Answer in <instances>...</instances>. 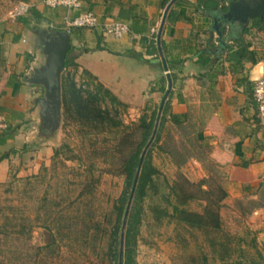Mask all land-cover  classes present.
<instances>
[{"label":"crops","instance_id":"crops-1","mask_svg":"<svg viewBox=\"0 0 264 264\" xmlns=\"http://www.w3.org/2000/svg\"><path fill=\"white\" fill-rule=\"evenodd\" d=\"M169 1L80 0L81 10H91L100 20L125 22L128 31L115 38L103 34L99 27H71L64 68L87 71L131 109L146 104L150 109L156 105L158 110L169 80L160 132L166 126L177 132L190 128L195 149L188 164L199 178L220 176L226 191L223 205L231 208L236 198L255 202L257 212L262 214L261 235L264 130L250 94L253 80L264 70V34L249 28L243 41L248 43L250 58L239 63L228 61L224 47L243 26L222 22L217 33L212 23L221 10L201 9L196 0H174L158 35ZM12 2H24L28 9L15 17H10L7 10L0 18V116L7 124L0 130V182L7 177L10 165L22 159L24 143L29 139L43 143L52 138V121L40 102L45 87L33 76L35 70L46 65L45 41L57 39V34L65 31L62 16L78 13V9L48 7L42 0ZM207 42H213L218 50L209 51ZM66 60L76 66L66 65ZM22 170L20 167L18 173Z\"/></svg>","mask_w":264,"mask_h":264},{"label":"rangeland","instance_id":"rangeland-1","mask_svg":"<svg viewBox=\"0 0 264 264\" xmlns=\"http://www.w3.org/2000/svg\"><path fill=\"white\" fill-rule=\"evenodd\" d=\"M14 6L12 0H0V18ZM61 76L69 77L83 95L96 91L97 81L73 66L64 68ZM117 101L107 97L96 101L108 110L110 120L102 121L103 125L95 123L100 119L80 118L72 110L64 114L60 105L58 121L50 124L52 138L24 143L22 159L10 165L0 182V227L5 228L0 232V264H117L112 209L126 181L122 157L113 146L123 133L132 132L131 144L124 146L128 152L140 139V131L134 128L140 116H149L153 110L157 116L156 105L150 109V105L136 104L138 109H131L128 103ZM157 134L148 145L157 173L154 187L141 202L135 264H264V229L258 234L262 214L248 199H234L231 208L222 199L217 233L183 226L170 217H154L152 205L164 206L166 198L173 200L171 185L189 192L194 190L190 184L200 179L188 164L195 149L190 128L177 132L166 126ZM20 167L23 170L18 173ZM201 178H205L203 188L216 193L220 176ZM260 198L264 203V191ZM204 203L191 199L185 205L201 212ZM12 224L19 233L10 229ZM210 237L215 239L214 246Z\"/></svg>","mask_w":264,"mask_h":264},{"label":"trees","instance_id":"trees-1","mask_svg":"<svg viewBox=\"0 0 264 264\" xmlns=\"http://www.w3.org/2000/svg\"><path fill=\"white\" fill-rule=\"evenodd\" d=\"M225 1L227 0H196V6L205 10L219 9L221 11H225ZM252 27L262 31L264 34V13L261 16L251 18L249 20V25L246 24L242 27L238 36L232 40V43L225 45L224 48L227 52L226 59L228 61H234L235 63H239L244 58H250L248 43H244L243 34L248 33L249 28ZM234 46L236 47L234 48ZM207 47L211 52H216L218 50V47L215 46L213 42H207ZM65 64H72L76 66V64H73L72 60H66ZM82 72L90 76L87 71L82 70ZM60 86L61 105L64 114H67L72 110L80 118H85L88 120L100 119L99 122H95L99 123L100 125H103L105 123L102 121L110 120L108 116V110L106 108L100 107L96 103V101H102L106 97L112 101L117 100L107 88L102 86V84L97 82L95 85L96 91L94 93L86 91L85 95L81 93V89L77 88L67 76H61ZM98 93H101V95H98ZM117 103L121 102L117 101ZM164 111L165 105L162 106L158 127L156 128L157 130H155L156 132L154 133V138L152 137L153 140L151 139L150 141L151 143L158 137L157 131L161 125V121L163 120ZM155 117L156 111L154 112V110L149 116H146L145 114L140 116L138 122L135 124L134 127L136 130L138 129L140 131V139L139 141L133 143V147H131L128 152H124V146L131 144H128V141L132 136V132L123 133L113 146V148H117L116 151L119 152L122 157L121 167L122 173H124L126 181V188L118 196V198L113 204L112 209V211L115 213V226H113V240L115 243V250H113V256L116 257L119 256V228L120 224L122 223L126 202L129 198L130 188L134 180L135 170L139 161V155L142 148L150 138L154 126ZM107 123L112 124L114 126L121 124L120 122ZM149 148L150 147L146 148L142 156L140 169L136 177L135 185L130 199V204L124 221L125 223L122 235L120 262L117 261V264L136 263L134 258V242L141 212V202L147 196V191L150 188L154 187V175L157 173V169L152 165L150 161ZM190 185L191 187H194V190H190L189 192L181 188L177 191L175 185H171L170 189L172 190L171 193L173 200L166 198V204L164 206L155 204L152 205L151 210L153 212L154 217H156V219H159L160 217H170L174 219L175 222L182 224L183 226L200 229L205 231L206 233H217L221 230V222L218 209L220 207V202L226 196L225 189L221 185H217L215 187L216 193H214L213 189L211 190L209 188H203V185H205V178H200L197 182H192ZM196 192L199 194L200 197L195 195ZM191 199H200L205 201L201 212L191 211L186 208L185 204L188 200ZM3 226L0 227V232L4 231L5 229ZM14 227L15 226L12 224L10 229H17L12 231L19 233L20 230ZM208 241L212 246H214L216 243L214 237L208 238ZM49 244L50 243L43 245L42 248L48 247ZM218 244H220L221 246L223 245L222 242H218Z\"/></svg>","mask_w":264,"mask_h":264},{"label":"water","instance_id":"water-1","mask_svg":"<svg viewBox=\"0 0 264 264\" xmlns=\"http://www.w3.org/2000/svg\"><path fill=\"white\" fill-rule=\"evenodd\" d=\"M173 1L174 0H170L164 8V11L161 17L160 26H159L158 35L160 33V29L162 27L166 11ZM263 13H264V0H230L226 4V10L222 11L218 18H213L212 26L215 28L217 33H220L219 28L222 22H229V23L237 22L239 25L244 26L248 23L249 19L256 17V16H261ZM57 39L56 37H52L49 42L45 41V45L47 46L45 48V52L47 54L46 65L40 69L35 70L36 72L34 73V76H33L35 81L42 82L44 84L45 96L40 99V102L44 106V113L46 117H48L49 121H52L51 123L53 124H56V122L59 119V111H60V105H61L60 78H61V72L63 71V68H64L65 52L69 47L68 33L66 31H62L58 33ZM169 89H170V81L168 80L167 87L159 103L156 120L154 121V126L151 132L150 138L148 139V141L142 148L140 155H139V161H138V164L135 170L134 180L130 188L129 198L126 202V206H125L123 218H122L121 237H120V243H119V256H118L119 262H120V256H121L122 232H123L124 223H125L124 221H125V217L128 211L129 204H130V199L132 196L136 177L140 169L142 156L146 148L148 147L152 137L154 136V133H155V130L158 124V119L161 114V108L169 92Z\"/></svg>","mask_w":264,"mask_h":264},{"label":"built area","instance_id":"built-area-1","mask_svg":"<svg viewBox=\"0 0 264 264\" xmlns=\"http://www.w3.org/2000/svg\"><path fill=\"white\" fill-rule=\"evenodd\" d=\"M48 7H65L67 10L78 9V13L72 17L68 14L62 16L63 29L68 33L71 27H85L94 28L99 27L103 34H109L112 37L119 38L128 31L127 24L125 22L105 18L100 20L98 16L91 10H81L80 0H42ZM28 6L24 2H19L11 10H9V16L15 17L23 14L27 11ZM251 100L255 107L256 117L258 123L264 130V70L262 75L256 77L253 80L251 87ZM6 122L0 116V130L5 129Z\"/></svg>","mask_w":264,"mask_h":264}]
</instances>
